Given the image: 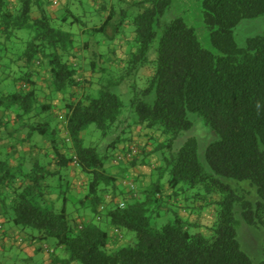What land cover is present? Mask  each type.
<instances>
[{
	"label": "trees",
	"instance_id": "16d2710c",
	"mask_svg": "<svg viewBox=\"0 0 264 264\" xmlns=\"http://www.w3.org/2000/svg\"><path fill=\"white\" fill-rule=\"evenodd\" d=\"M132 5L137 7L130 16L134 48L126 67L117 78L102 82L101 77L94 92L85 71L107 74L95 35L118 32L113 5L102 2L95 8L88 0H66L49 10L47 0H0V125L6 126L4 118L13 112L15 118L40 116L30 131L46 136L51 147L44 163L36 160L28 169L0 158L2 215L26 240L52 238L51 264H252L237 239L234 206L239 205L246 223L264 228V33L240 47L233 29L244 18L264 14V0H201L203 22L219 54L203 47L183 18L161 22L171 0ZM94 13L101 15L97 23L90 20ZM157 28L161 34L151 57ZM148 65L144 86L133 88L130 108L135 126L163 136L153 150L160 151L161 164L152 169L155 180L132 182L134 188L125 190L108 170L107 158L116 148L126 153L134 147L126 158L133 166L138 143L128 135L129 117L122 119V101L111 88ZM53 101H60L62 119L53 116ZM190 113L216 135L204 150L211 172L199 160L195 136L175 147L181 133L193 126ZM89 125L102 138H111L102 149L84 143L82 132ZM72 162L85 178L78 197L63 187ZM164 176L174 196L197 186L218 194L208 236L190 232L178 215L160 227L152 224L168 208ZM217 176L248 180L258 201L253 204ZM55 186L62 199L58 208L45 201ZM109 228L117 236L112 244Z\"/></svg>",
	"mask_w": 264,
	"mask_h": 264
},
{
	"label": "rangeland",
	"instance_id": "374dc122",
	"mask_svg": "<svg viewBox=\"0 0 264 264\" xmlns=\"http://www.w3.org/2000/svg\"><path fill=\"white\" fill-rule=\"evenodd\" d=\"M135 1L138 0L110 1L109 6L113 5L117 11V15L114 18L113 23H118L119 29L118 32L114 33L113 35L110 29L105 32H98L95 35L98 41H100L97 52L103 58L101 59V62L103 65H105L107 74L104 76H102L100 73H98L99 75H94L93 84L91 85L90 89L94 92H96L100 86L98 80L101 77H104L102 82L108 77L117 78L123 73V69L126 67V59L128 58L130 51L134 48L133 26L130 22V16L137 12L136 5H132ZM86 6L87 5L85 4V7ZM124 10L127 11V14L122 13ZM175 17L183 18L187 24L194 27L198 40L203 47L209 49L214 54H219V51L212 46L210 42L209 29L203 22L201 0H171L170 7L161 17V22L166 23ZM90 20L93 23H97L101 20V15L94 13V15L90 17ZM64 28L67 29V26H64ZM73 29H77V26L74 25ZM262 33H264V14L254 18H244L240 20L233 29L235 42L240 47L245 46L248 38ZM160 34L161 29L157 28V34L150 48L151 57L155 56V49ZM149 67V65L145 66L139 71V73L141 71L146 72L147 74H145V76L140 75L139 73L135 75H129L125 77L121 83L111 88V90L116 93L122 101V119L124 120L127 118V116L129 117L128 123L130 124L131 129L137 127L133 123L135 114L130 108V100L134 94L133 88L135 87L138 89L144 86L145 77L149 75ZM147 99L151 102L153 100V95ZM14 114L15 113L13 112L4 118V121H7L8 124H5L6 126H4V128L6 127V133L0 134V137L3 135L5 138H7V140L12 143L13 146L11 147H13V150H16L17 157L15 158V164L21 163L25 169L31 167L33 162L36 160H38L40 163H44L46 158L43 155V145L41 143L43 136L37 130H33V132L30 131V126L41 120L40 116L32 118L30 117V119L27 117L15 118ZM189 118L193 122V126L191 129L181 133L180 137L175 143V147H178L188 136H195L198 141L199 160L202 163L204 169L208 172H211V169L205 160L204 150L209 142L216 139V135L210 130V128L204 125L203 120L196 114L190 113ZM140 128L141 127L138 126L139 130ZM146 130L142 129L139 133L137 132L138 134H136L138 141L141 142L138 143L137 146V163L133 166H130L127 162V159L118 160V162L113 163V159H115L120 153L116 148L107 158V163H111L114 167L112 170L111 167L107 165V168L110 172H116V175L119 178L123 176L125 179L132 181L135 180V174L139 172V169L142 165V144H144V142L146 144L149 142V147H147V150L149 149L151 152L149 150V152L145 151L147 156L143 157V165L144 167L150 168L152 172L151 174H147L145 180L146 183L155 180L157 173H155V170H152L153 168L150 165L156 160H158L157 165L161 164V160L159 159L161 155L160 151L153 152V150L155 145H157L163 139V136L159 135L156 131L153 132L151 129L147 128ZM116 131L119 132V128L116 129ZM144 131L148 133L145 134ZM133 132L134 130L128 133V135L134 136L135 133ZM119 136L123 135L121 134ZM147 136H149V138H146ZM82 137L85 144H98L101 149L108 142H110L111 139L110 137L102 138L99 131L94 129L93 125H89L82 132ZM11 147L8 149L1 148L0 158L11 159L12 155L8 153ZM166 178L167 177L164 176L161 179L163 185H166ZM217 178H219L223 183L230 185L239 193L244 194L246 199L251 201L253 204L258 201L259 197L256 187L251 185L248 180H236L223 176H217ZM54 184L57 185L58 180H55ZM53 192L58 194L59 188L55 186ZM217 195L218 194L216 193L208 194L203 186H197L193 189H185L184 191L178 190L177 194L173 196L170 201H168V208L161 210L159 216L152 220V224L156 227H160L162 224L174 219V217L178 215L190 232H199L205 236H208L211 233L210 227L214 217L216 216L217 204L215 200L217 199ZM61 204L62 199L60 197L56 201H53L54 208L60 207ZM69 208H72L71 204L69 205ZM234 211L235 217L238 220L237 239L239 241L240 248L250 257L252 264H261V262L264 261V228L255 227L246 223L241 215L239 205L234 206ZM1 225L4 227L0 229V232H3V230L10 224L4 220L3 223L1 222ZM128 235L133 237L132 232H128ZM20 238V236L15 235L14 237L8 239L7 242H9L11 245V251H3V247H0V264H42L39 261L41 259L42 253H38L33 259H29L25 253L21 252L17 243L22 244L24 242H21ZM45 243L51 246L54 244V240L49 238L45 241ZM34 245L38 246V243L35 242Z\"/></svg>",
	"mask_w": 264,
	"mask_h": 264
},
{
	"label": "crops",
	"instance_id": "0c3cea01",
	"mask_svg": "<svg viewBox=\"0 0 264 264\" xmlns=\"http://www.w3.org/2000/svg\"><path fill=\"white\" fill-rule=\"evenodd\" d=\"M110 1L111 0H88V2L90 4L95 5V8H98L99 4L102 3V2H105V4L107 6H109ZM56 2H57V4H56ZM65 2H66V0H47V8L49 10H56L58 4H65ZM85 74L87 75V77H89L92 80L94 79V75L95 76L99 75L97 72L96 73H92L90 70L89 71H85ZM139 74L145 76V74H147V73L141 71ZM53 103L55 105V110H54V115L53 116L58 115V118L62 119V117H63L62 112H61V110H58L59 109L58 107H60V101H55V102L53 101ZM1 116H2V113L0 112V117ZM1 126L2 125H0V134H5L6 133V128H4L3 126L1 127ZM131 130L132 131L134 130L133 133H135V135L132 136V138L136 139L137 143H141L140 141H138L137 135H136V134H138L140 132L138 130V127H134ZM144 133L147 134L148 132L144 131ZM61 135H63V134H61ZM146 138H149V136H147ZM41 143L43 145V155L45 156L47 153H51V147L49 145V142H48L46 136H43V138L41 140ZM145 144L146 143L144 142V144H142V147L144 148L145 151H148L149 149L147 150V147H149L148 146L149 142L146 145ZM11 146H13L12 143L10 141H8L7 138H5L2 135L0 137V149L1 148L8 149ZM8 153L12 155V158L9 159L10 164L15 167L17 165V164H15V158L17 157L16 150H13V147H11V149H9ZM54 162H55V160L53 159L52 165L54 164ZM143 163H142V165H141V167L139 169V172H137L135 174L136 177L134 179L136 180V182L134 181V183H137L135 185H140V184L144 185L146 183L145 179H146L147 174H151V172H152L150 170V168L144 167ZM157 163H158V160L154 161L150 166L153 168L154 166L157 165ZM108 165L113 170V168H114L113 165L111 163H108ZM25 169H28V168H25ZM111 172L117 174L114 171H111ZM64 173H65V177H64L63 184H65V185L63 187L64 188L70 187V189H71V197H78V196L81 195V193H84V191H85V185H84L85 178H84L83 175H81L79 173V171L77 170V167H76L74 162L69 164V166L67 167V169L65 170ZM118 180H119L118 182H119L120 186L122 188H124L125 190H128L130 188L129 187V182H133L132 180L123 178V176H121L120 178L118 177ZM164 188H165V190H164L165 194L167 195L165 197V199L167 201H170V199L174 196L173 195L174 194V190L169 188L167 186V184L164 185ZM57 199H58V195L55 194L53 191H49L45 195V201H47V202H49V201L53 202V201H56ZM4 220L5 219H4L3 215H2V209H1V206H0V225H1V222L2 223L4 222ZM3 227L4 226L1 225L0 229H2ZM109 234L111 235L110 243L111 244L115 243L117 241V236L115 234V231L112 228H109ZM15 235H18V236L21 237L20 239H23V240H21V242H24V243H22V244L17 243V245L19 246L21 252L25 253L29 259H33L35 257V255L38 254V253H42L41 259L39 260L40 263H42V264H51L50 254L53 251V244L50 246V245L46 244L45 241H39V240H34V239L26 240V236L27 235L23 231H20L17 227H14L12 225H8V227L5 228L3 230V232H0V247H3V251H11V249H12L11 245L7 241H8L9 238L14 237ZM119 237H122V236L119 235ZM35 242L38 243V246L34 245ZM71 264H74V263H71Z\"/></svg>",
	"mask_w": 264,
	"mask_h": 264
},
{
	"label": "built area",
	"instance_id": "2783aa9c",
	"mask_svg": "<svg viewBox=\"0 0 264 264\" xmlns=\"http://www.w3.org/2000/svg\"><path fill=\"white\" fill-rule=\"evenodd\" d=\"M136 149L134 147L131 148L130 151L126 153H119L118 156L113 159V163L118 162V160L126 159V158H131L132 154L135 153ZM129 187L132 189L134 188V184L132 182H129ZM120 206H123V203H120Z\"/></svg>",
	"mask_w": 264,
	"mask_h": 264
}]
</instances>
